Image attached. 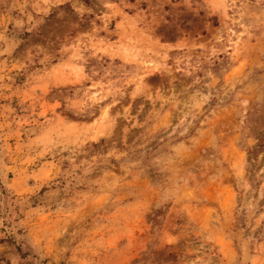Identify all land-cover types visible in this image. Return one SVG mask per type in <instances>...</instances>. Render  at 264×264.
<instances>
[{"label":"rangeland","instance_id":"rangeland-1","mask_svg":"<svg viewBox=\"0 0 264 264\" xmlns=\"http://www.w3.org/2000/svg\"><path fill=\"white\" fill-rule=\"evenodd\" d=\"M0 264H264V0H0Z\"/></svg>","mask_w":264,"mask_h":264}]
</instances>
